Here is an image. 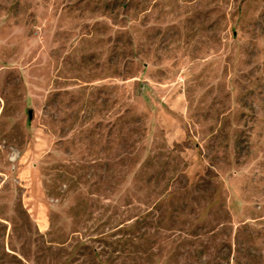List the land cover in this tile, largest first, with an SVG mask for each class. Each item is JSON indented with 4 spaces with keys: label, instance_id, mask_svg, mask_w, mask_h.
<instances>
[{
    "label": "rangeland",
    "instance_id": "rangeland-1",
    "mask_svg": "<svg viewBox=\"0 0 264 264\" xmlns=\"http://www.w3.org/2000/svg\"><path fill=\"white\" fill-rule=\"evenodd\" d=\"M0 264H264V0H0Z\"/></svg>",
    "mask_w": 264,
    "mask_h": 264
}]
</instances>
